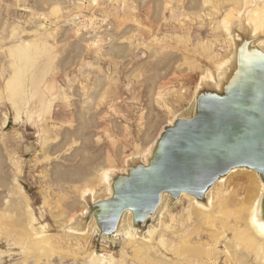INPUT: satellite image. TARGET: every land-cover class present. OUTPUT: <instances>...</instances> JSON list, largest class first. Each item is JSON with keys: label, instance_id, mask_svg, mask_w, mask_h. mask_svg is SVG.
<instances>
[{"label": "rangeland", "instance_id": "374dc122", "mask_svg": "<svg viewBox=\"0 0 264 264\" xmlns=\"http://www.w3.org/2000/svg\"><path fill=\"white\" fill-rule=\"evenodd\" d=\"M253 45L264 0H0V264H264L252 169L204 198L165 191L151 220L125 211L112 236L85 219Z\"/></svg>", "mask_w": 264, "mask_h": 264}, {"label": "water", "instance_id": "95a60500", "mask_svg": "<svg viewBox=\"0 0 264 264\" xmlns=\"http://www.w3.org/2000/svg\"><path fill=\"white\" fill-rule=\"evenodd\" d=\"M253 46L224 90L201 87L194 113L164 125L153 156L131 162L113 178L109 197L89 203L85 219L94 218L100 236L115 234L128 210L135 225L151 220L165 191L204 198L235 168L252 169L264 181V50Z\"/></svg>", "mask_w": 264, "mask_h": 264}, {"label": "bare ground", "instance_id": "6f19581e", "mask_svg": "<svg viewBox=\"0 0 264 264\" xmlns=\"http://www.w3.org/2000/svg\"><path fill=\"white\" fill-rule=\"evenodd\" d=\"M248 56H249V55H248ZM250 56H251V55H250ZM250 56H249V57H250ZM244 58H245V57H244ZM245 169H246V168H245ZM254 172H255V171H254ZM254 172H252V173H254ZM255 174H256V173H255ZM222 177H223V176H222ZM181 193H182V192H181ZM163 194H164V193H163ZM185 196H186V195H185ZM187 197H188V195H187ZM189 198H190V197H189ZM220 200H221V199H220ZM253 201H254V199H253ZM216 203H217V202H216ZM219 203H220V202H219ZM249 203H250V202H249ZM249 203H247V204L249 205ZM240 204H242V202L239 203V204H237V205L239 206ZM247 204H246V206H248ZM216 206H217V205H216ZM219 206H220V205H219ZM236 208H238V207H236ZM246 208H247V207H246ZM239 209H240V207H239ZM244 209H245V208H244ZM197 210H198V209H197ZM199 210H200V209H199ZM201 210H202V209H201ZM201 210H200V211H201ZM237 211H238V210H237ZM243 211H244V210H243ZM243 211H242V212H243ZM235 212H236V211H235ZM238 212H239V211H238ZM240 212H241V211H240ZM202 213H203V212H202ZM203 214H204V213H203ZM203 214H202V215H203ZM205 214H206V213H205ZM205 214H204V215H205ZM202 215H201V216H202ZM204 215H203V216H204ZM256 231H257V230H256ZM133 236H134V235H133ZM194 251H195V250H194Z\"/></svg>", "mask_w": 264, "mask_h": 264}, {"label": "crops", "instance_id": "0c3cea01", "mask_svg": "<svg viewBox=\"0 0 264 264\" xmlns=\"http://www.w3.org/2000/svg\"><path fill=\"white\" fill-rule=\"evenodd\" d=\"M158 125H159V124H158ZM158 125H157V126H158Z\"/></svg>", "mask_w": 264, "mask_h": 264}]
</instances>
